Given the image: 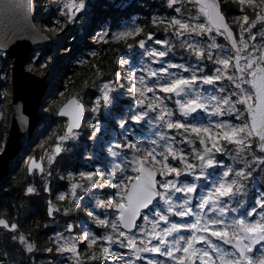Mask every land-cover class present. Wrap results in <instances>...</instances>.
Segmentation results:
<instances>
[{"label":"snow or ice","instance_id":"obj_1","mask_svg":"<svg viewBox=\"0 0 264 264\" xmlns=\"http://www.w3.org/2000/svg\"><path fill=\"white\" fill-rule=\"evenodd\" d=\"M53 2L62 6L61 15L67 16L69 21L86 7L85 0ZM166 2L175 15L153 17V25L163 26L164 32L182 38V46L186 45L199 62L208 61L214 65L213 74L205 72L203 63L186 67L166 62L164 58L172 52V46L167 38L156 39L153 33L136 41L135 45H128L129 48L136 46L142 49V55L149 58V66L130 68L127 73V91L134 97V109L130 111L134 110V115L118 119L119 127L127 131L126 125L130 121L140 123L151 118L165 129H175L181 139L161 132L158 140H151L148 146L139 139L117 142L107 149L110 156L119 159L107 177L97 170L70 174L68 179L73 182L68 192L58 193L56 199L59 201L70 200L79 207L81 197L77 194L78 189L87 192L113 188L119 198L107 203L98 202L97 207L115 210L111 220L93 211L88 212L96 225L108 232L98 234L91 229L77 230L75 224L68 222L63 231L55 234V254L70 256L71 264H85V258L99 260L101 264H132L125 253L114 249L115 245L129 250L137 259L142 258L141 253L166 258L150 259L148 264H264V191L258 192L251 207L245 208V201L241 199L247 194L244 182L252 178L253 171L259 168L264 172V168L259 167L264 165V26L257 32L252 31L257 23L264 22V0H234L240 15L231 21L221 10L220 0ZM186 3L196 7L195 16L184 15L182 9ZM5 9L10 17L22 14L27 19L34 11V0H0V16L5 14ZM245 9L251 10L254 18ZM200 17L204 18L203 21ZM54 23L59 26L60 21ZM232 24H239L236 31H233ZM142 31L141 27L126 28L113 38L135 37ZM107 35L98 37L97 42H107ZM217 36L228 41L232 55L213 51L224 52V47L216 43ZM205 37L211 41L206 46L196 39ZM148 41L160 48L147 46ZM118 63L129 65L130 61L122 59ZM151 64H160L161 67L154 69ZM173 68L180 71H170ZM121 79L117 72L115 80L103 84L102 95L95 101L93 111L99 109L101 101L105 107L112 103L111 94ZM224 81L230 87H226ZM218 83L221 86L209 95H204L206 90L199 87ZM168 101L175 104V110L168 106ZM238 106H243V110ZM83 112L84 104L78 97L69 99L59 109L58 115L70 117L64 134L59 137L61 143L77 138ZM201 113L209 117L207 122L200 118ZM245 114L248 116L246 120L242 119ZM211 117L218 119L213 121ZM92 128L94 133H98L101 124L94 123ZM91 138L96 139V136ZM196 142L199 149L195 147ZM181 144L189 145L190 149L186 151L180 147ZM125 149L131 151L130 159L121 158V151ZM61 151L58 144L54 155L48 157L49 165ZM231 151L240 156L243 167L234 169L216 159L218 154H231ZM257 152L259 155L255 154ZM247 156L252 159L247 160ZM220 168L224 170L219 177L201 192L198 182L207 180ZM28 171H39L43 175V161L30 160ZM47 175H51V170ZM35 191L32 186L26 189L27 194ZM44 191L51 192L47 183ZM194 200H198L195 205L198 211L193 207ZM161 202L163 211L157 209ZM59 211L61 209L49 201L48 215ZM69 211L65 209V215ZM170 215L193 220L177 223L170 219ZM138 220L141 223L138 224ZM0 226L10 231L17 230L16 224H9L3 218H0ZM182 232L189 234L183 235ZM13 239H18L28 253L36 250L35 244L24 234ZM81 245H84V252H81ZM45 251L53 253L54 249L49 247ZM89 252L91 254L87 255Z\"/></svg>","mask_w":264,"mask_h":264},{"label":"rangeland","instance_id":"obj_2","mask_svg":"<svg viewBox=\"0 0 264 264\" xmlns=\"http://www.w3.org/2000/svg\"><path fill=\"white\" fill-rule=\"evenodd\" d=\"M224 1H228V0H224ZM90 3L91 2H89V0H85V4H86L85 9L82 10L81 12H78L76 14V17L72 19L71 21H69V18L67 16L61 15L62 17H66L69 23L64 25V28H66L65 31L63 32L56 31V33H54L53 39L55 42L61 45V43L66 41L67 38L70 40V42H72V39L76 34L74 25H78V29L79 28L85 29V34L76 35L74 37L73 42L75 46L79 45V47H85L86 48L84 49L85 51H88L91 54L94 53V51H92L91 45L89 46L87 42L85 41V35H88V39H89L90 33L92 34L95 32V38L97 40L98 37H101L104 35V34H101L102 32L106 33V30L96 31V29H94V27L92 26L91 24L92 22L90 21V18H89L90 17L89 10H91L89 9ZM57 5L59 6L58 12L61 14L62 6L59 3H57ZM194 12L197 14L196 7L194 9ZM191 16H195V14ZM232 18L233 17H231L230 20H232ZM203 19H204L203 17H200L201 21H203ZM36 24L42 31L47 32V28L46 27L43 28L42 26H40L38 21H36ZM233 25L234 24H232L233 31H236ZM235 25L239 27V24H235ZM262 25L264 26V22L257 23L256 28H254L252 31L257 32L262 27ZM134 27H136L134 24L126 23V25L123 26L122 29L114 31V34L111 37L107 35L106 40L108 39L117 40L113 38L116 33L123 31L126 28H134ZM137 27H140V25H138ZM217 37H216V43H217ZM130 38H133V37H128L126 38V40ZM170 38L173 40V43L174 41L178 40L177 43L182 44V38L176 37V36L170 37ZM205 38L207 40V41L205 40L206 41L205 44L207 45V43H210L211 41L208 40L207 37ZM197 39H200L201 43L204 41V38H197ZM259 41H260V37L258 36L257 42ZM189 42H191V39H189ZM226 42H227V46H223L224 52L219 53V54L232 55L233 53L229 51L230 45L228 41ZM202 45L204 44L202 43ZM45 46H49V45L47 44ZM147 46L160 48L159 45H155L153 43H150ZM42 48H44V46L34 51L26 59L25 66L28 71H32V72L39 74L40 76L44 77L49 83V88L45 92L44 99L40 107V112L43 118L41 119V122H40L41 124L38 125L37 129L33 133V138H32L33 140H31V142L29 143L30 148L28 147L22 150L20 154L17 155L11 161V163L13 162L16 163V161L17 162L20 161L24 163L25 167H27L29 160L31 158H33L34 156L39 157V154H42L44 157L43 160H44L45 173L42 175L39 173V171H35L34 172L35 176L30 181L35 182V181L41 180L43 182V185L41 186L42 189H44L45 183H47L51 189L52 182L55 180L58 181V175L56 172V168L59 164L60 158L65 156L67 152L68 153L67 155H69V157L68 156L67 157L69 158V160H71V158L74 157V154H75V156H77V158L75 159L78 160L80 168L78 169L73 168L74 165H77V162H74L73 166L69 167L73 169L68 172L66 177H63L60 179L61 186L68 188V190H65V189L59 190L56 193V197H57L58 193L69 191L70 185L73 182L70 179H68L70 174H77L79 171L97 170V171L104 172L105 176L107 177L108 173L113 170L114 162L116 163L119 162L118 158H114L109 155L107 149L110 145H113L117 142H126L128 140L135 141L139 139L145 143V146H148L151 140H154V139L158 140V134L161 132L164 133L165 128L159 126L158 124L155 127L156 123L151 118H148L149 122L143 121V123L141 122L132 123L130 121L126 125L127 131L125 129H121L117 123V120L120 118L134 115V110L130 111V109H134V104H133L134 97H132L127 91L129 82L126 79V76H127L128 71L130 70V68H139V67L149 66V58L147 56H143L142 55L143 50L137 47L133 49L130 54L123 55L121 58V60L122 59L129 60L130 64L122 65V70L118 71L121 74L122 79L117 82L116 86H114L113 92L111 94L113 97L112 103L109 106L105 107L103 105V102L101 101V106L99 107V109L97 111H93V109L96 107L95 101L100 99L102 95V91H103V84L97 81L98 86H96V88L101 91V94L98 98L94 99L89 105H87L88 107L87 114H86L87 117H85L82 128L78 130L77 138L69 139L61 143V141L59 140V137L64 134L66 130V125L68 124V120L66 117L65 118L63 117L62 124H58L56 126H55L54 120L56 119L55 114H57L58 109L61 106V103L57 104V102L59 101L62 102V99H63L62 96H64L65 93H63L64 91L58 92V81H57L59 77V71H58L59 68L57 65L58 63L56 64V68L48 71L47 69H45L47 67L46 63L38 62V57L41 55L42 53L41 51L44 50ZM57 49H58V46L56 48L53 46V50H51L50 54L58 55L60 50L57 51ZM134 54H139V55L133 58ZM59 60H62V59L58 57L57 62ZM178 65L186 66L185 63L178 64ZM12 66H13V57H11L6 52L0 50V113H2V117H0V153L4 150L6 146L8 135H9V129L11 125V120H12L13 113H14V108H13L14 89H13ZM151 67L156 69V68L161 67V65L151 64ZM170 71L178 72L180 70L173 68V69H170ZM206 73L210 75L213 74L212 71L211 72L206 71ZM181 74L185 76L189 75V73H181ZM115 77L114 79H112V81L115 80ZM223 83L226 84L225 85L226 87H230L227 81H224ZM120 85H123V87H121ZM220 86L221 85L218 83L215 86L210 85L207 88L205 87V85H201L199 87L206 90L204 92V95H209V94H213L215 92V89H218ZM245 87L247 88L248 85H245ZM75 95L78 98H80L81 101H84V103H86L85 99L83 98L81 94L76 93ZM167 103L170 108L175 110L176 106L172 101H168ZM238 107H240L241 110H243V106H238ZM175 118L176 117H174V119ZM200 118L204 122H207V120L209 119V117L205 116L203 113L200 114ZM211 119L215 121L218 118L211 117ZM225 119H227V117H225ZM242 119H245V120L248 119L247 114H245L244 117H242ZM97 122L101 124V131L98 133H94L92 125ZM113 122H115V124ZM235 122L239 123L240 121H235ZM93 135L96 136V139L91 138ZM167 135L170 136L169 134ZM58 144L61 145L62 151L60 152V154L55 155L53 162L51 163V165H49L48 157L51 155H54L55 146ZM186 147H187L186 150L190 149L189 145H187ZM195 147L199 149L200 145L196 144ZM253 147L255 148V143L253 144ZM229 149L231 150V146H229ZM255 154L259 155L258 152ZM131 156H132V153L130 150L125 149L121 151V158L127 157L128 159H130ZM233 157H235V159ZM216 159L217 160L221 159L220 161L222 162L224 166H230L234 169H239L244 166V164L241 163L240 156H238L234 151H231V154H228V153L218 154ZM251 159H252L251 156H247V160L250 161ZM253 167L256 168L257 166L253 165ZM259 167L264 168V165H260ZM49 170H51L50 176L47 175ZM223 170L224 168H220L216 170V172H213L212 176H210L207 180L201 179L198 182L201 185L200 191L201 192L206 191L207 188L205 186L211 184L212 180L217 179L219 177V173L222 172ZM209 171L211 172L212 170H209ZM9 172H10V168H9V171L6 177L8 176ZM189 181H191V178H189ZM244 183L246 184V187H247V194L246 196L241 197V199L245 201V208H248V207H251L252 204L254 203V200L256 199L258 192L264 191V172H261L259 168H257L256 171H253L252 178L245 181ZM31 186L34 187L33 185ZM39 192H40V189L37 188L33 194H39ZM77 194L79 197H81L79 208H84L85 210L84 212H86L87 214L85 216L86 218H91L88 216V212L90 211H93L98 215L104 214L105 216L104 217L101 216L102 218H108L109 220L114 218L115 216L114 209L107 208V207L100 208V207H97V205H98V202L100 201H104L107 203L111 201L112 199H118L119 196L117 194L116 189L104 188L100 190H91L87 192L81 189H78ZM52 199H53V205L61 209V211L59 212H54L53 217H50V218L48 217L50 220V224L53 226V229L50 233V237L53 235V239L57 232L63 231L65 225L68 222L75 224L77 226V230H80L81 228H83L85 230L91 229V230H94L95 232H97L99 229L103 231V228L98 227L92 218H91V221L85 219L82 216L78 217L77 219H75V217L72 218V216L74 215L75 209L77 208L74 202H71L70 200L69 201L68 200L59 201L56 198H52ZM181 199H183V197H181ZM197 203H198V200L193 201V207L195 210L198 211L199 209L195 208V205ZM47 204L48 202H46V205ZM233 206H236V205L233 204ZM65 209L70 210L68 215H65L64 213ZM157 209L161 211L164 210V206L162 202L157 204ZM241 211H243V209ZM170 219L177 223H190L193 220V218L191 217L182 219V218L174 217L171 215H170ZM139 223H141V221ZM13 224L17 225V230L11 231L12 233H14L11 235V238L18 237L20 234H24L36 246V250L34 252L28 253L24 245L19 243L18 239H15V241H17L18 243V246L25 251L26 255L33 256V259L35 260H38L40 256L43 257L42 259L46 257L48 262L44 264H49V261H51V264H52L53 259H49L47 257L49 253L45 251L46 248L42 247L41 244L37 242L33 237L31 238L27 234L23 233L20 230L18 220H14ZM55 227L57 231H54ZM106 232H108L107 229H105L104 233ZM181 234L188 235L189 233L182 232ZM65 235H67V233H65ZM83 246L84 245H81V250ZM49 247H52V245H50ZM113 247L116 251L125 253L126 258L130 259L132 261V264H148V260L150 259H157V260L166 259L164 257H159L158 255L152 254V253H141L140 255L142 258L137 259L136 256H134L132 252H130L129 250L119 248L115 245ZM2 257L6 259L7 255H2ZM64 257H65L64 258L65 261L63 264H71L70 263L71 257L70 256H64ZM86 262L87 260H85V264ZM0 264H6V263L0 260ZM34 264H42V263L36 262ZM103 264H110V262H103ZM117 264H123V262H117Z\"/></svg>","mask_w":264,"mask_h":264},{"label":"trees","instance_id":"obj_3","mask_svg":"<svg viewBox=\"0 0 264 264\" xmlns=\"http://www.w3.org/2000/svg\"><path fill=\"white\" fill-rule=\"evenodd\" d=\"M89 2H91L89 4V9L91 10H89L90 17L89 15L88 17L96 31L106 30L108 36L111 37L114 34V31L122 29L126 23L134 24L136 27L140 25L143 31L140 35L127 40L108 39L107 42H96L95 32L92 34L90 33L89 39L88 35H85V41L89 46L91 45L92 51H94L93 54L95 55H93L90 52L85 51V47H79V45L75 46L73 42L74 37L76 35L85 34V29H78V25H74L76 34L73 37L72 42H70L68 38L61 43V45L55 42L53 39L54 33H56V31H65L66 28H64V25L68 24L69 21L66 17L61 16L58 12L59 6L57 3H54L53 0H36L35 22L38 21L40 26L43 28L46 27L47 32H44L52 37L50 44H48L49 46H44V48H42L44 50L41 51L42 53L38 57V62L46 63L47 67L45 69L48 71L56 68V64L58 63V92L64 91L63 93H65V95L62 96L64 100L62 99V102L59 101L57 104L61 103L62 106L67 100H69V98L76 96L75 94L77 93L83 96L87 107V105H89L94 99L98 98L101 94V91L96 88V86H98L97 81L102 84L107 81H112L116 73L122 70V64L118 63V61L121 60L123 55L130 54L133 49L137 48L136 46L129 48L128 45H135L136 41L145 39L149 33H153L154 38L156 39L167 38L169 40V43L172 46V52L169 56L164 58L167 62L169 61L175 64L185 63L186 66L193 67L198 63H203L206 65L205 72H211L214 67L211 62H199L196 56L189 51L187 46H182V44L177 43L178 40L173 43V40L170 37H174V35H172L171 32H164L162 30L163 26L153 25V17L175 15L172 9L168 8L166 0H89ZM221 2L223 12L229 20L231 17L240 15L239 7L234 0H228L225 2L224 0H221ZM194 9L195 6L193 4L186 3L185 8L182 9V11L185 16H191L193 14L196 15ZM245 12H247L250 17H253L251 10L245 9ZM56 20L60 21L59 26L54 23ZM233 27L236 30L238 29V26L235 24ZM52 29L56 30L52 31ZM101 34L105 33L102 32ZM205 40L206 38H204V41L202 42L204 45H206L205 43L207 41ZM150 43L152 42L148 41V44ZM217 43L222 46H227V42L222 36L217 37ZM53 46L55 48L58 46L57 51L60 50L58 55L50 54L51 50H53ZM214 52L218 54L220 53L218 49L214 50ZM138 55L139 54H134L133 58ZM58 57L62 60L57 62ZM223 84L226 85L225 83ZM209 86L210 85H205L206 88ZM55 116V126L62 124V117H59L58 114H55ZM143 121L149 122L148 118ZM143 121H141V123H143ZM156 126L157 124H155V127ZM164 133L169 134L170 136L175 135L177 140L181 139L175 129H164ZM196 144L199 145L198 142H196ZM180 146L185 150L187 148V144H181ZM67 154L68 153L66 152V155L60 158L59 164L56 168L59 182L56 180L52 182L51 192H45L44 189L41 188L43 185L41 180L35 182L30 181L35 174L29 173L28 165L25 167L24 163L20 161L11 164L8 176L0 183V217L7 218L11 224H13L14 220H18L20 230L29 237H33L42 247L47 248L52 245L54 251L47 256L49 259H53L52 264H63L65 257L55 254L53 235L50 237L53 226L50 224V216L48 215L49 200H52L53 204L52 198H56V193L59 190H68V188L61 186L60 179L66 177L68 172L73 168H80L78 160L75 159L77 156L74 154V157L69 160V155ZM40 156L43 155L39 154V157ZM74 162H77V165L73 166ZM70 166H73V168H69ZM31 185L36 189H40L39 194H27L26 189ZM46 202H48L47 205ZM79 207L75 209L72 218L75 217V219H77L82 216L91 221V218L85 217L87 214L84 212V208ZM101 216L104 217L105 215L101 214ZM54 231H57L56 227ZM104 232L105 229H103V231L101 229L97 231L98 234H103ZM12 234L14 233L8 229L0 227L1 261L6 264H34L36 262L44 264L48 262L46 257L42 259L43 257L40 256L38 260H35L33 259V256L26 255L25 251L18 246L17 241L11 238ZM81 251H85L84 246ZM90 254V252L87 253V255ZM2 255H7L6 259L3 258ZM85 260L87 259L85 258ZM86 264H101V261L87 260Z\"/></svg>","mask_w":264,"mask_h":264},{"label":"water","instance_id":"obj_4","mask_svg":"<svg viewBox=\"0 0 264 264\" xmlns=\"http://www.w3.org/2000/svg\"><path fill=\"white\" fill-rule=\"evenodd\" d=\"M220 3L221 10L223 11L221 0ZM35 14L36 0H34V11L27 17V19H24L22 14L16 15L14 18L10 17L7 14L6 9L5 14L0 16V50L13 57L12 72L14 89V113L6 146L0 153V182L6 178L11 161L19 155L22 150L29 147L33 133L43 118L40 112V107L45 92L49 88V83L39 74L28 71L25 66V61L34 51L49 44L52 39L37 26L35 22ZM74 97L77 96H72L71 98ZM81 102L84 104V112L81 119V127L79 129L82 128L87 114L86 104L83 101ZM66 103L67 102L63 105ZM58 116L62 118L66 117ZM66 118H68L69 123L70 117ZM32 159H35L38 163L43 161L44 165L43 156H34L30 160ZM49 201L52 202V200ZM53 215L50 217H53ZM0 218L5 219L11 224L7 218Z\"/></svg>","mask_w":264,"mask_h":264},{"label":"bare ground","instance_id":"obj_5","mask_svg":"<svg viewBox=\"0 0 264 264\" xmlns=\"http://www.w3.org/2000/svg\"><path fill=\"white\" fill-rule=\"evenodd\" d=\"M224 2H225V1H224ZM259 27H260V26H259ZM86 117H87V116H86ZM67 120H68V118H67ZM113 123L115 124V122H113ZM40 124H41V123H40ZM46 124H47V123H46ZM49 128H50V127H49ZM49 128H48V129H49ZM41 136H42V135H41ZM38 137H39V135H38ZM32 138H33V137H32ZM34 138H35V136H34ZM40 139H41V138H40ZM32 140H33V139H32ZM31 146H32V145H31ZM29 148H30V147H29ZM27 155H28V153H27ZM79 155H80V154H79ZM25 157H26V156H25ZM81 157H82V156H81ZM16 162H17V161H16ZM11 164H12V163H11ZM11 164H10V165H11Z\"/></svg>","mask_w":264,"mask_h":264}]
</instances>
